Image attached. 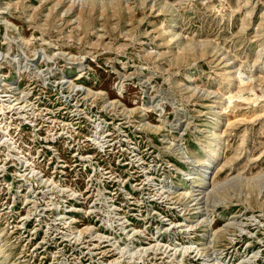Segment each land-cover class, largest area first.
<instances>
[{"label": "rangeland", "instance_id": "rangeland-1", "mask_svg": "<svg viewBox=\"0 0 264 264\" xmlns=\"http://www.w3.org/2000/svg\"><path fill=\"white\" fill-rule=\"evenodd\" d=\"M0 264H264V0H0Z\"/></svg>", "mask_w": 264, "mask_h": 264}, {"label": "bare ground", "instance_id": "bare-ground-1", "mask_svg": "<svg viewBox=\"0 0 264 264\" xmlns=\"http://www.w3.org/2000/svg\"><path fill=\"white\" fill-rule=\"evenodd\" d=\"M202 182L204 181V179L201 180ZM202 188V187H201Z\"/></svg>", "mask_w": 264, "mask_h": 264}]
</instances>
